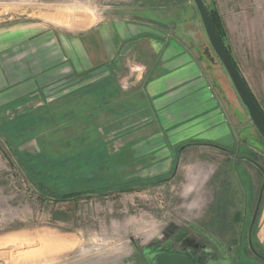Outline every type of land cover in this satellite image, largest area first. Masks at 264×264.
<instances>
[{
  "label": "rangeland",
  "instance_id": "obj_1",
  "mask_svg": "<svg viewBox=\"0 0 264 264\" xmlns=\"http://www.w3.org/2000/svg\"><path fill=\"white\" fill-rule=\"evenodd\" d=\"M205 1L264 112V0ZM117 15L150 17L190 46L231 116L236 144L225 151L178 147L182 159L167 173L142 176L135 151L120 142L147 116L127 96L134 92L129 79L112 73L66 80L0 107V264H138L143 246L175 241L190 222L230 217L231 209L252 218L264 139L192 0H0V22L49 18L82 26ZM129 71L134 77L138 70ZM256 212L261 241L264 188Z\"/></svg>",
  "mask_w": 264,
  "mask_h": 264
},
{
  "label": "crops",
  "instance_id": "obj_2",
  "mask_svg": "<svg viewBox=\"0 0 264 264\" xmlns=\"http://www.w3.org/2000/svg\"><path fill=\"white\" fill-rule=\"evenodd\" d=\"M130 16H104L82 26L49 18L0 22V107L42 96L66 80L112 73L129 79L134 92L126 94L147 116L120 142L135 151L142 176L167 173L182 159L178 147L232 148L231 116L190 46L150 17ZM129 67L138 70L134 77ZM259 232L264 242V217Z\"/></svg>",
  "mask_w": 264,
  "mask_h": 264
},
{
  "label": "flooded vegetation",
  "instance_id": "obj_3",
  "mask_svg": "<svg viewBox=\"0 0 264 264\" xmlns=\"http://www.w3.org/2000/svg\"><path fill=\"white\" fill-rule=\"evenodd\" d=\"M233 210L230 217L223 213L190 222L175 241L143 246L138 264H264V243L255 234L256 215L247 222ZM216 211L228 213V207Z\"/></svg>",
  "mask_w": 264,
  "mask_h": 264
},
{
  "label": "water",
  "instance_id": "obj_4",
  "mask_svg": "<svg viewBox=\"0 0 264 264\" xmlns=\"http://www.w3.org/2000/svg\"><path fill=\"white\" fill-rule=\"evenodd\" d=\"M192 2L194 3L198 11L200 20L202 22L203 28L207 36V40L209 41L211 48L215 52L219 61L221 62V65H223L224 69L226 70L237 95L239 96L242 104L244 105L252 121V124L254 125L260 136L264 139L263 114L258 107L259 105H257V102L246 82V79L244 78L243 74L236 65L235 61L230 56V53H228L226 47L223 45L222 41L220 40L217 31L215 29L213 20L211 18V15L207 9V5L205 3L206 1L192 0ZM261 170L264 171V169L262 168ZM263 188H264V179L258 197L256 209L254 211L253 220L257 213L256 211L258 210Z\"/></svg>",
  "mask_w": 264,
  "mask_h": 264
},
{
  "label": "trees",
  "instance_id": "obj_5",
  "mask_svg": "<svg viewBox=\"0 0 264 264\" xmlns=\"http://www.w3.org/2000/svg\"><path fill=\"white\" fill-rule=\"evenodd\" d=\"M207 9H208V11H209V13H210V15H211V18H212V20H213V23H214L215 29H216V31H217V34H218L220 40L222 41L223 45L226 47L228 53H230V56H231L232 59H233L232 53L230 52V49H229L228 45L225 43V30H224V26H223V24H222V21H221V19H220V17H219V14H217V12H216L215 9H210V8H208V7H207ZM233 60H234V59H233ZM234 61H235V60H234ZM235 63H236V62H235ZM236 65H237V64H236ZM237 66H238V65H237ZM254 98H255V97H254ZM255 100H256V98H255ZM256 102H257V100H256ZM257 105H259L258 102H257ZM260 106H261V105H259L258 107H259V109H260V111L262 112L263 117H264V112H263V110H262V108H261ZM248 159H249L250 161L256 162V159H254V158H252V157H249ZM71 194H73V193H71Z\"/></svg>",
  "mask_w": 264,
  "mask_h": 264
}]
</instances>
